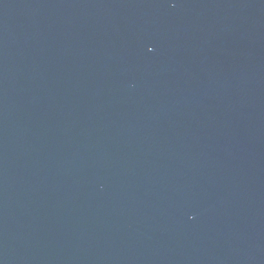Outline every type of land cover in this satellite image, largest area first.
I'll return each mask as SVG.
<instances>
[{
  "label": "water",
  "instance_id": "95a60500",
  "mask_svg": "<svg viewBox=\"0 0 264 264\" xmlns=\"http://www.w3.org/2000/svg\"><path fill=\"white\" fill-rule=\"evenodd\" d=\"M0 264H264V0H0Z\"/></svg>",
  "mask_w": 264,
  "mask_h": 264
}]
</instances>
